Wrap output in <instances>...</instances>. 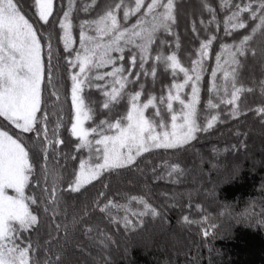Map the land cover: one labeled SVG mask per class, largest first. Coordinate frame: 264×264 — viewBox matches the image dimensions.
<instances>
[{
    "label": "trees",
    "instance_id": "16d2710c",
    "mask_svg": "<svg viewBox=\"0 0 264 264\" xmlns=\"http://www.w3.org/2000/svg\"><path fill=\"white\" fill-rule=\"evenodd\" d=\"M53 2L55 22L53 17L43 22L38 21L35 15L34 0H18L21 11L40 31L52 33L53 81L43 95L44 103L48 105L49 132H52L57 120L61 121V139L64 141L58 146L59 156L51 150L49 152V169L61 177L56 190V204L53 205L43 192V155L38 147H33L35 134H25L35 165L26 191L36 196L37 204L31 207L39 216V224L35 230H20L16 242L32 241L36 247L32 264H46L49 260L51 264H264V115L256 111L258 105H264V92L261 91V82L264 81V36L256 35L251 42L255 53L248 51L240 57V64L236 67L237 83L246 89L236 101L240 115L232 116L231 105L222 102V86L220 95L210 96L209 93L211 68L216 63L215 53L220 50V44L238 41L254 23L244 13L247 20L245 28L225 33L223 18L241 0H230L223 9L220 0H175L176 23L171 32L161 31L153 45L155 54L161 47V38L171 41V44L162 46L165 55L175 51L181 62L190 67L191 61L196 58L195 50L200 40L206 39L209 34L216 36L205 61L207 71L200 85L197 116L203 128L207 118L219 113L213 126L208 131H199L184 146L150 149L137 157L132 165L103 171L75 192L67 188V181L73 169L78 168L79 157L87 152L75 149L78 141L67 131L71 121V81L63 59L58 22L67 0ZM111 2L96 0L92 4V0H75L71 17L76 38L74 47H78L79 21L94 18ZM125 2L133 4L134 0ZM205 3L215 9L219 27L209 23L210 13L204 8ZM85 5H89L87 12L83 11ZM119 14L122 17V10ZM135 19V15L131 16L129 22L134 23ZM193 21L196 32L192 31ZM176 36L179 37L178 48ZM56 52L60 54L59 60ZM129 52L125 50L126 67ZM217 77L220 83L222 73L218 72ZM177 78L182 79V74ZM172 79L171 70L163 62L157 66L155 80L151 75L139 78L145 84V96L148 92L157 96L166 93L165 86ZM137 88L136 83L127 85L128 91ZM187 91L190 88H186ZM82 94L97 123L106 118L115 119L124 113L127 106L126 98H123L110 110L104 109L103 92L95 87L85 86ZM209 98L217 105L216 108L206 106ZM174 107L179 109L180 106L174 103ZM160 110L165 121H169L166 105H160ZM155 119L158 123L160 117ZM0 124L7 125V122L0 118ZM86 124L90 126L92 121ZM172 164H178L180 169L170 175ZM48 184L51 190V181ZM131 196H143L158 209L159 215L153 217L148 212L140 216L139 210H143V205L135 200L129 201ZM41 199L48 205V212H44ZM109 200L114 204L130 202L132 209L137 210V215L129 214L132 227L125 228L121 222L125 215L123 208L109 205L107 211L103 210ZM184 216L189 217V222L183 220ZM202 217H207V220L200 224L191 223ZM205 230L207 236L204 235Z\"/></svg>",
    "mask_w": 264,
    "mask_h": 264
},
{
    "label": "snow or ice",
    "instance_id": "6c2138e0",
    "mask_svg": "<svg viewBox=\"0 0 264 264\" xmlns=\"http://www.w3.org/2000/svg\"><path fill=\"white\" fill-rule=\"evenodd\" d=\"M229 2L220 0V7L225 8ZM95 3L96 0H92V4ZM75 6V0H67L63 15L58 18L59 40L63 44V59L71 81V121L67 131L78 141L75 149H86L88 152L87 156L79 157L78 168L73 169L67 181V188L73 192L88 185L103 171L132 165L137 157L150 149H174L188 144L199 131H208L219 116V113L211 115L203 128L197 121L200 85L207 71L205 61L210 55L215 35L209 34L206 39L200 40L195 50L196 58L191 61L190 67L181 62L175 51L165 55L162 46L171 44V41L161 38V47L153 54L158 34L161 31L171 32L176 23L175 0H134L133 4L112 0L94 18L79 21L78 47H74L76 38L71 19ZM34 8L38 21L48 22L53 17L55 22L53 0H34ZM204 8L210 13L209 23L219 27L215 9L209 3H205ZM88 10L89 5H85L83 11ZM121 10L122 17L119 14ZM244 13L253 19L252 27L238 41L220 44L209 78L210 96L220 95L222 86L221 100L231 105L232 116L240 115L236 101L246 90L237 83L236 67L240 64V57L248 51L255 53L251 42L256 35L264 36V0H241L235 4L223 18L225 33L245 28L247 20ZM134 15L135 22H129ZM192 31H197L195 21ZM175 43L178 48V36ZM126 49L130 50L127 67ZM55 55L59 60L60 54L56 52ZM53 56L52 33L40 31L21 11L18 0H0V118L7 122V125L0 124V264H32V254L36 251L30 239L16 242L20 230H35L39 224V216L31 207L37 204L36 196L26 191L35 165L25 134H35L33 147H38L43 155V192L48 201L56 204V190L61 177L49 169L48 158L50 150L57 156L61 154L58 146L64 143L61 139L62 124L57 120L52 132H49L48 105L44 103L43 95L52 85ZM160 62L171 70L173 79L165 86L166 93L157 96L148 92L145 96V84L139 78L151 75L155 80ZM105 68L108 70H100ZM218 72L222 73L220 83L217 82ZM180 74L182 79L177 78ZM93 80L103 83L94 84ZM131 83L138 84V88L128 91L127 85ZM85 86L103 92L104 109L110 110L113 104L126 98L124 113L115 119L95 122L93 110L82 94ZM186 88L190 91L185 92ZM261 91L264 92V81L261 82ZM174 103L179 104V109L174 107ZM162 104L166 105L170 114L167 122L161 116ZM206 106L217 107L211 98ZM256 111L264 115V105H258ZM155 117H160L158 123ZM88 121H92L90 126L86 124ZM178 169V164H172L169 174ZM132 200L143 205V210H139L140 216L148 212L153 217L159 215L158 209L143 196H131L129 201ZM40 204L44 205V212L49 211L44 199ZM109 205L123 208L125 215L121 222L125 228L133 226L129 214L137 215V210L132 209L130 202L114 204L109 200L103 210L107 211ZM52 214L55 216V208ZM183 220L189 222V217L184 216ZM205 220L207 217L192 220L191 223L200 224ZM59 227L57 224L56 228ZM204 235H208L207 230ZM56 259L58 261L59 256ZM46 264H51V260Z\"/></svg>",
    "mask_w": 264,
    "mask_h": 264
},
{
    "label": "rangeland",
    "instance_id": "374dc122",
    "mask_svg": "<svg viewBox=\"0 0 264 264\" xmlns=\"http://www.w3.org/2000/svg\"><path fill=\"white\" fill-rule=\"evenodd\" d=\"M85 151L87 152V150L85 149ZM259 151V150H258ZM88 155V152H87V154L85 155V156H87ZM22 231V230H21Z\"/></svg>",
    "mask_w": 264,
    "mask_h": 264
}]
</instances>
